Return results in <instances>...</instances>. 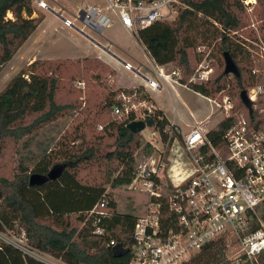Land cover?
<instances>
[{
	"label": "trees",
	"instance_id": "trees-1",
	"mask_svg": "<svg viewBox=\"0 0 264 264\" xmlns=\"http://www.w3.org/2000/svg\"><path fill=\"white\" fill-rule=\"evenodd\" d=\"M180 1L172 19H157L139 28L133 34L134 38L156 64L174 63L180 71L178 81L205 96H218L228 75L233 81L230 94L235 95L236 105L245 107L239 91L251 85L255 78L250 72L247 49L239 42L238 35L231 32L248 23L240 0ZM6 11L12 16L7 17ZM31 13L30 0H0V66L11 58L42 20V13L30 16ZM254 14L264 36V0H256ZM200 45L211 46L217 60L226 50L238 68V76L222 70L207 79L188 80L192 62L203 56L202 51L195 50ZM64 61L36 58L10 77L0 89V137L10 135L17 138L68 111L69 103L54 100ZM127 90H135L139 98H150L141 85ZM113 93L110 90L105 96V105L110 108L115 102ZM33 113L30 122L23 124L25 117ZM151 117L152 126L159 132L164 124L169 123L159 108L153 110ZM124 122L123 119H109L102 126V133L113 139L112 147L97 159L112 164L114 174L104 180L111 187L128 184L134 176L133 150L139 146L140 131L128 130ZM230 122V117H222L207 129L206 135L217 143ZM161 137L165 138L162 132ZM74 138H79L78 142L72 140L70 145L62 139L56 149L48 150L38 158L29 171L21 166L10 179L0 177V231L21 233L29 248L48 253L67 264H123L131 255L130 231L136 215L117 211L115 201L102 183L78 178L77 168L81 161L94 158L95 153L92 142L85 140L84 134L78 133ZM53 165L61 167L56 178L42 184H28L30 172L45 173ZM102 195L107 198L105 207L109 213L99 224L115 239L114 246L107 244V236L93 235L89 224L84 221V211ZM224 246L221 238L219 241L210 240L179 264H227ZM0 264L47 263L9 241L0 240Z\"/></svg>",
	"mask_w": 264,
	"mask_h": 264
},
{
	"label": "built area",
	"instance_id": "built-area-1",
	"mask_svg": "<svg viewBox=\"0 0 264 264\" xmlns=\"http://www.w3.org/2000/svg\"><path fill=\"white\" fill-rule=\"evenodd\" d=\"M103 1L102 4L86 1L70 12L80 22L79 26L61 15L64 6L56 12L63 25L83 33L85 28L100 33L116 17L124 29L135 34L157 19L173 18L181 4L180 0ZM240 2L252 37L237 30L231 32L238 35L251 59L250 72L255 80L244 88L248 102L240 99L245 107L236 105L227 93H222L220 98L205 96L223 113L222 117L231 118L217 143L206 135L203 120L193 121L185 132L173 122L166 123L161 130L164 139L158 129L150 132L147 140L155 148H159L157 143L167 148L175 135H180L177 145L183 160L176 164L168 159L164 162L160 151L157 157H147L146 162L139 161L133 167L130 182L142 183L147 200L133 221L131 255L123 264H179L204 243L220 238L225 245L223 250L231 251L227 257L229 264H264V36L254 14L256 0ZM33 4L39 9L51 8L46 0H34ZM196 50L204 54L196 72L188 79L191 81L207 79L211 72L208 51H204L203 45ZM152 63L154 78H145L150 87L158 88L169 79L176 81L171 75L177 71L165 72L162 65L153 60ZM123 66L133 67L127 61ZM154 109V104L137 97L135 90H119L111 105L112 114L123 119L124 124L151 116ZM145 164L149 166L145 168ZM106 204L105 195L100 196L84 211V221L93 235L107 236V244L114 246L115 239L99 224L109 213ZM35 254L40 257L35 258L47 264H67Z\"/></svg>",
	"mask_w": 264,
	"mask_h": 264
},
{
	"label": "rangeland",
	"instance_id": "rangeland-1",
	"mask_svg": "<svg viewBox=\"0 0 264 264\" xmlns=\"http://www.w3.org/2000/svg\"><path fill=\"white\" fill-rule=\"evenodd\" d=\"M51 9L57 11L59 7L64 6L61 11L62 16H67L71 21L80 25L70 12L75 10V7L88 2H97L102 4L103 0H46ZM34 0H30L32 13L30 16L42 13L43 18L37 24V27L32 32V36L21 46L5 63L0 66V89L7 83L10 77L22 66H20V52L26 49L35 52L37 57L42 58H59L65 60L62 64V71L58 75L57 87L54 91V100L59 103H69L71 106L68 111L48 122L33 128L30 132L24 133L15 138L10 135L0 137V177L10 179L21 166L26 167L29 171L34 162L48 150H54L58 147L59 142L64 139L66 144H71L72 140L77 143L79 138H74L78 133L85 135V140L92 142L94 147L95 157L88 161H81L77 168V176L81 181L102 183L105 191L109 193L110 197L117 203V211L131 212L135 215L141 213L147 200V192L143 189L140 181H132L129 184H121L115 187L109 186L104 180L110 178L114 174V169L111 163L104 162V159H97L98 156L112 147V137L102 133V126L104 121L109 119H119L112 114L109 105H105L107 99L105 96L108 91H114L112 95H116L118 90L117 85H129L138 80L137 73L133 69H126L120 60H113L112 65L109 66L97 56L101 52L100 48L95 45L93 41L88 39L84 34L74 29L73 27L62 24L60 17L49 11L48 9H39L34 4ZM7 17L12 16L10 11H6ZM24 15V13H23ZM246 15V14H245ZM247 17V16H246ZM256 20L258 18L255 16ZM172 19V18H169ZM248 22V19H247ZM242 35L252 37V32L249 31L247 25L238 30ZM85 33L95 40L103 41L100 34L91 29L85 28ZM104 35H108L112 41V48L121 56L126 55L133 65L140 62L143 66H151L153 70V63L140 42H138L131 33L127 32L119 23L114 20L111 26L104 29ZM36 43L31 44L32 37H38ZM99 42V41H98ZM211 46L203 45L204 51H208V64L211 67L210 76L217 75L223 70V60H217L216 52L210 48ZM196 50V49H195ZM211 50V51H210ZM190 54H192L190 52ZM204 54V53H203ZM87 55V56H83ZM125 56V57H126ZM62 57V58H61ZM36 59V58H35ZM34 60V59H33ZM251 60V59H250ZM200 61V60H199ZM199 61L192 62V70L189 76L196 72V67ZM128 62V61H127ZM130 63V62H129ZM20 66V67H18ZM149 66V67H150ZM132 68H135L134 66ZM2 69V71H1ZM177 71V74L171 75L176 78L180 75V71L174 63H168L164 66L165 72L170 70ZM226 84L223 89L219 91L220 98L222 93H227L229 98L234 99L235 95L230 94L233 91L231 85L232 79L226 76ZM131 89V88H126ZM156 89V88H155ZM180 97L187 104L188 108L195 111L197 114H207L208 126L215 125L223 116V113L209 102L207 99L194 94L190 90L180 88ZM155 99L165 108L171 117V106L175 104L179 110L182 118L185 121H191L187 109L177 99L173 101L171 91L168 86L162 84L161 88L153 93ZM35 113L27 115L23 120V124L30 122ZM154 126H144L139 134V146L133 150V167L139 163L147 161V157H157L162 151L161 158L164 162H172L176 164L177 161L183 160L180 148L177 143L180 142V135L176 134L174 140L166 148L162 143H157L159 148H155L147 140V136L151 131H154ZM187 129V128H186ZM156 136V133H154ZM54 157V154L52 155ZM53 159V158H52ZM168 159V161H167ZM86 160V159H85ZM182 164V162H180ZM149 165L145 164V168ZM165 177V171H163ZM0 240L11 241L22 248L26 253L34 257L37 254L45 259L56 262L54 258L49 257L45 253L33 248H29L23 238V234L6 230L0 231ZM227 264L229 261L227 257L230 256L231 251L223 250ZM190 257V256H189ZM40 258V257H38ZM42 260V259H41ZM45 261V260H43ZM211 264V263H210Z\"/></svg>",
	"mask_w": 264,
	"mask_h": 264
},
{
	"label": "crops",
	"instance_id": "crops-1",
	"mask_svg": "<svg viewBox=\"0 0 264 264\" xmlns=\"http://www.w3.org/2000/svg\"><path fill=\"white\" fill-rule=\"evenodd\" d=\"M114 20H116V22L117 23H119V21H118V19L116 18V17H114L113 19H112V21H111V23H110V25H108L107 27H105V28H103V30L100 32V33H98V34H100L101 35V37L103 38V39H105V40H103V41H100V40H98L97 39V41H99V43L101 44V45H103L104 47H106L110 52H108V51H106L103 47H100V46H98L99 48H100V50H101V52L100 53H98L97 55H92V56H97L98 58H100L103 62H105L106 64H108L109 66H113L112 65V62H113V60H115V59H117V60H120L119 59V57H121V59H123V61H128V62H130L131 63V65L132 66H134L135 67V69L139 72V73H137V75H135V76H137V78H138V80H136L134 83H132V84H129V85H117L118 87H122V88H132V87H134V86H138V85H141V86H143V88L147 91V93H148V95H149V100L154 104V106H155V108H159L161 111H162V113H163V115L165 116V118L169 121V122H173L174 124H176L178 127H179V129H180V131H182V132H185V131H187L188 129H189V127L192 125V123H193V121H197V120H203V126L204 127H206V129H209L210 128V126H208L207 125V120L209 119V115H207V114H197L195 111H192V110H190L189 108H188V106H187V104L184 102V100L180 97V92H179V90H180V88H185V89H187V90H190L191 92H193L194 94H196V95H199V96H201V97H203V98H205L206 99V97H205V95H203V94H201V93H199V92H197V91H195V90H193V89H191L190 87H188L187 85H185L184 83H181V82H179L176 78V81H174V80H171V79H169L166 83H164V82H162L161 83V86H162V84H165L166 86H168L169 87V89H170V91H171V94H172V98H173V101L174 100H179L181 103H182V105H184L185 107H186V109H187V113L190 115V117H191V121H185L183 118H182V116H181V114H180V112H179V110L177 109V107L175 106V104L174 103H172V106H171V117L169 116V114H168V112H167V110L165 109V108H163V106L160 104V102L157 100V99H155V97H154V95H153V93L155 92V91H157L158 89H160L161 88V86H159L158 88H152V87H150L148 84H147V82H146V79H145V77H149V78H154V69L152 70V69H150L151 68V66L149 67V66H143L140 62H138L137 63V65H133V63L131 62V60L126 56H121V54L120 53H118V52H116V50L115 49H113L111 46H112V41L109 39V36L108 35H104V29H106V28H108V27H110L111 26V24H112V22H114ZM119 25H121L120 23H119ZM122 26V25H121ZM37 27V26H36ZM35 27V28H36ZM34 28V29H35ZM126 30V29H125ZM34 31V30H33ZM32 31V32H33ZM127 31V30H126ZM32 32L28 35V37L20 44V46L16 49V51L21 47V46H23V44H25V42H27V40L32 36ZM128 32V31H127ZM133 35V34H132ZM134 37V36H133ZM36 39L35 41L34 40H32L31 41V44H34V43H36V41H37V39H39L40 38V36H38V37H32V39ZM96 45V44H95ZM23 50V52L21 51L20 52V54H21V56H20V61H21V64H20V66H22V65H25V64H27V63H29L30 61H32L33 59H35V58H40V57H37L36 55V53L35 52H32L31 50H29V51H27V47H26V49H22ZM15 51V52H16ZM14 52V53H15ZM13 53V54H14ZM116 55H118V56H116ZM148 55V54H147ZM83 56H87V55H83ZM62 58V57H61ZM115 58V59H114ZM150 58V57H149ZM151 59V58H150ZM151 61H152V59H151ZM168 63H166V64H161L163 67L164 66H166ZM4 65V66H3ZM2 66V69L5 67V64H3ZM20 66H18V67H20ZM125 68V67H124ZM2 69H1V71H2ZM206 116H208V117H206ZM212 127V126H211ZM187 128V129H186ZM115 201V200H114ZM117 203H116V209H117ZM42 252V251H41ZM42 253H45V252H42ZM46 255H48L49 257H51V258H54V259H58V258H55V257H53V256H51V255H49L48 253H45Z\"/></svg>",
	"mask_w": 264,
	"mask_h": 264
},
{
	"label": "water",
	"instance_id": "water-1",
	"mask_svg": "<svg viewBox=\"0 0 264 264\" xmlns=\"http://www.w3.org/2000/svg\"><path fill=\"white\" fill-rule=\"evenodd\" d=\"M48 10L59 17L58 12L54 11L51 8H49ZM79 32H81V31H79ZM81 33L84 34L88 39L93 41L96 45L103 47L106 51L110 52L106 47L101 45L94 38L90 37L89 35H87L83 32H81ZM222 59H223V72L224 73H232L233 75L238 76V74H239L238 68H237L234 60L232 59V57L230 56V54L226 50L222 51ZM120 61L122 63L124 62L122 60H120ZM131 69H133V71H135L136 73H139L135 68H131ZM239 97L244 103L248 102L244 89H241L239 91ZM152 123H153L152 117L150 115H145L143 118H138V119H133V120L128 121L125 124V126L128 130H130L132 132H139V131H141V129L144 126H151ZM60 170H61V167H59L57 165H53L45 173L30 172L28 175L27 182H28V184H31V185L32 184H42L45 181H47L48 179L56 178L59 175Z\"/></svg>",
	"mask_w": 264,
	"mask_h": 264
}]
</instances>
